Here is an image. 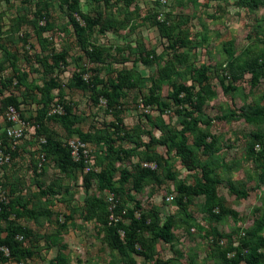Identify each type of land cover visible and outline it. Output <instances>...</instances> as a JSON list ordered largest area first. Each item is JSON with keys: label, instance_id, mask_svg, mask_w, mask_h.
<instances>
[{"label": "rangeland", "instance_id": "obj_1", "mask_svg": "<svg viewBox=\"0 0 264 264\" xmlns=\"http://www.w3.org/2000/svg\"><path fill=\"white\" fill-rule=\"evenodd\" d=\"M78 1L74 12L61 0H0V202L13 204L20 213L8 220L0 217V228L10 222L26 229L23 246L30 250L22 261L8 254L2 264H50L60 252L68 264H126L109 249L101 225L86 218V202L92 196L106 203L110 223L128 225L124 217L130 212L138 217L139 209L155 211L161 225L172 218L169 244L145 235L154 258L169 264H226L221 250L237 246L259 221L264 223V161L257 159L264 142L255 139L264 135V76L254 84L252 73L233 75L237 66L264 53V0ZM71 17L82 26L84 17L101 18L102 24L92 30L85 27L86 39L105 50L101 62L87 59ZM153 18L175 26L170 39L151 24ZM104 25L110 29L101 30ZM38 27L46 30L39 35ZM61 52H66L65 62L52 73L38 62L52 64V55ZM146 58L149 64L143 62ZM121 70L137 71L141 81L108 106L101 92ZM18 73L25 74V83H18ZM163 73L167 77L160 78ZM75 77L88 88H74ZM51 80L56 85L48 86L44 105L42 89ZM154 82L158 104L146 106ZM177 84L191 87L189 102L173 101ZM5 99H14L17 109L3 108ZM9 110L23 123V131ZM38 110L65 118L39 122ZM190 113L205 123L186 133L187 147L199 165L217 174L218 196L234 213L219 222L205 211L203 197L178 206V186L194 185L201 172L186 170L175 150L158 142L180 130ZM256 114L259 121L247 120ZM199 134H207V142L215 139V154L208 156L195 146ZM47 135L66 148L69 140L84 142L85 136L93 165L78 164L71 157L76 165L58 167L56 157L44 150ZM109 147L132 153L114 163L113 183L122 189L120 196L100 192L97 178L88 177L101 172ZM142 169L155 171V178L144 176L134 188ZM229 188L243 190L245 196L237 198ZM256 236L264 237V229ZM130 256L137 264L144 262L136 253Z\"/></svg>", "mask_w": 264, "mask_h": 264}, {"label": "trees", "instance_id": "obj_2", "mask_svg": "<svg viewBox=\"0 0 264 264\" xmlns=\"http://www.w3.org/2000/svg\"><path fill=\"white\" fill-rule=\"evenodd\" d=\"M64 5L68 7L71 11L78 12L79 10V1L78 0H61ZM96 1V0H92ZM107 5V1L105 2ZM84 26L80 25L73 17L70 18L69 23L73 27V33L76 37L78 45L81 47L85 56L88 60L92 62H101L103 59L104 49L100 48L94 44H91L85 37V27L92 30L96 25L102 24L101 18L92 19L90 17H84ZM151 24L156 26L161 36L166 37L167 39L171 38V35L176 30L175 26H167L166 22L158 21L156 18L151 20ZM47 27V26H45ZM45 27H38L37 31L40 35L42 31H45ZM109 26L101 27V30L108 31ZM181 45H184L185 42L182 41V38H177ZM176 58L179 55L175 56ZM66 58V52H61L59 54L52 55V64H47L46 59L38 60L41 63V66L46 68V71L49 73L53 71L54 67H57L59 63H64ZM145 64H149L151 61L148 58L144 59ZM230 68H233L231 66ZM233 72V70H230ZM244 73H252L254 84L257 80L264 76V53H261L255 56L248 62H244L241 66L236 67V71L233 72V75H240ZM166 74H160L159 77L162 78ZM18 79V83H25V74H17L14 76ZM206 76L202 73V80H205ZM141 81L140 74L135 70H121L115 79L108 82V89L104 92H101V95L106 100L108 106H112L120 96L124 95L125 90L132 89L137 86ZM50 84L46 85L42 89V95L45 98L44 105L48 103V92L50 87H54L56 84L52 80L49 81ZM159 82V81H158ZM72 85L76 89L86 90L88 84L82 78L75 77L72 80ZM158 86V83L154 82L153 87L150 88V95L145 100L146 106H152L158 104L157 96L153 95L155 87ZM40 89V88H39ZM1 93V92H0ZM200 96V95H198ZM173 101L175 103L189 102L192 98L191 87L177 84L173 85L172 92ZM16 101L14 99H5L2 103L3 108L15 107L17 109ZM159 106L163 107L164 104ZM66 113L69 110L66 108ZM47 111L38 110L39 122L47 119H52L57 117L63 120L65 117L58 115L49 116ZM259 113V112H256ZM264 117V107L260 112ZM189 120H184L183 127L180 130H174L167 133L166 137L162 136V139L158 141L162 145H166L170 150L173 149L178 156L181 165L186 168L188 171H194L200 169L201 178L192 186H184L180 184L178 186V200L177 204L179 207L187 206L189 202L195 197H203L205 199L204 209L209 213L210 217L213 218L215 222H219L224 216L228 214H234L225 206V201L218 196L216 185L219 183V178L217 174H214L213 169L208 165H199L195 156V153L187 147L188 137L186 133H193L198 129L199 124H204V120L200 116H192L190 113L188 116ZM248 121H259L260 117L258 114L256 116L247 118ZM42 128V126H40ZM39 128V127H38ZM39 131V130H38ZM82 141H86V137L83 136ZM209 136L207 134H199L194 140L195 146L201 148L204 153L208 156H212L217 152L215 139L212 138L210 142H207ZM86 138V139H85ZM257 141L264 142V135L257 134L255 135ZM157 143V141H155ZM66 146V145H65ZM62 146V144L55 142L51 139L50 135L45 136L44 150L46 154L50 157H56L58 161V167L74 166L76 165L72 161L69 148ZM253 146L251 147V149ZM252 151V150H251ZM123 154L126 156L131 155V151L116 150L112 147L108 148V152L103 160V166L101 172L98 174H89V176H94L98 181V190L103 192L108 190L113 193L115 196L122 195L121 188H115L113 183L114 175V163L118 161H123ZM257 159L264 161V149ZM152 160V159H151ZM150 161V160H149ZM84 163L83 160L78 164ZM93 173V172H92ZM144 176H151L155 178V171L150 169H142L141 174L137 177L134 182V188L141 186ZM168 179H172V176L168 174ZM126 181V178H123ZM158 180V179H156ZM229 192L232 195H235L237 198L245 196L243 190H238L235 188H229ZM185 200V203L183 202ZM4 202H0V207L2 211L0 212V217L4 220H8L10 215L16 217L20 216L18 209H15L11 204L3 205ZM9 208V209H8ZM107 205L102 200L92 196L87 199L86 202V218L95 219L102 227V232L104 235V240L108 245L109 249L114 251L116 254L121 255L124 258L126 264H137V262L130 256L133 253L140 255L144 258V262L141 264H169L164 262L159 258H154L153 248L151 244L146 240L145 235H150L154 242L162 241L163 243L169 244L173 238L172 228L173 220L172 218H167L162 225L160 224L159 216L155 211H146L139 209L138 217L134 215L133 212L128 213L124 219H128L129 224L125 225L122 222H109V214L107 210ZM8 209V210H5ZM264 229V223L259 221L256 228L251 231H248L244 237H242L237 246L233 247L232 244H229L226 248L221 250V259L226 262V264H264V252L260 251L264 248V237L256 236L258 231ZM27 230L19 225H15L9 222L8 225L0 228V233H4V236H0V247L6 248L11 256L16 261L24 260L29 254L30 250L23 246V240L27 238ZM22 237L21 240L18 237ZM137 247L140 249L137 250ZM233 254L232 257L227 258V255ZM0 264L5 262V256L0 253ZM113 256V253H112ZM50 264H68L66 256L60 252L52 260Z\"/></svg>", "mask_w": 264, "mask_h": 264}, {"label": "built area", "instance_id": "obj_3", "mask_svg": "<svg viewBox=\"0 0 264 264\" xmlns=\"http://www.w3.org/2000/svg\"><path fill=\"white\" fill-rule=\"evenodd\" d=\"M9 111L11 115V120L15 123V125L17 124L19 126V131L21 130L23 131L25 129L23 123L19 120V118L16 116V114L12 110H9ZM83 143L84 142H81L79 140H69L67 142V147L69 148L71 157L73 158L74 161L81 162V160H83L85 165L87 166L89 165V167H91L93 163L90 160V153H89L90 151L87 149V147ZM88 169L90 170L91 168H88ZM0 253H2L3 256L5 257H7L9 254L8 250L2 247H0Z\"/></svg>", "mask_w": 264, "mask_h": 264}]
</instances>
